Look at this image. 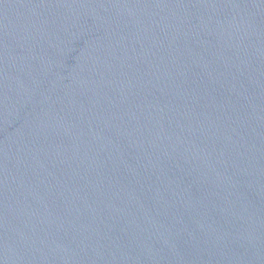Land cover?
Masks as SVG:
<instances>
[{
	"label": "water",
	"instance_id": "1",
	"mask_svg": "<svg viewBox=\"0 0 264 264\" xmlns=\"http://www.w3.org/2000/svg\"><path fill=\"white\" fill-rule=\"evenodd\" d=\"M0 264H264V0H0Z\"/></svg>",
	"mask_w": 264,
	"mask_h": 264
}]
</instances>
